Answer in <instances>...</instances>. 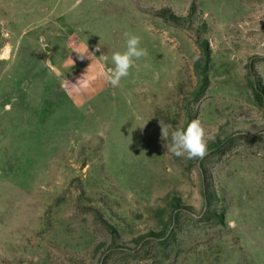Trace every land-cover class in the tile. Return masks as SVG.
Segmentation results:
<instances>
[{"label": "rangeland", "instance_id": "374dc122", "mask_svg": "<svg viewBox=\"0 0 264 264\" xmlns=\"http://www.w3.org/2000/svg\"><path fill=\"white\" fill-rule=\"evenodd\" d=\"M0 264H264V0H0Z\"/></svg>", "mask_w": 264, "mask_h": 264}, {"label": "clouds", "instance_id": "9594fccd", "mask_svg": "<svg viewBox=\"0 0 264 264\" xmlns=\"http://www.w3.org/2000/svg\"><path fill=\"white\" fill-rule=\"evenodd\" d=\"M126 47L124 51H116L111 56L113 67H107L101 64L98 70L91 74L86 84L92 83L98 78H103L112 88L120 86L122 79L130 75V71L136 60L147 56V49L141 47V38L133 33L125 32ZM95 51H100L97 46ZM80 59L96 57L94 52H89L88 46L83 49H75ZM107 61V55L101 54L99 57ZM70 61L74 62L70 56ZM92 60V59H91ZM93 61L87 72L90 71ZM72 84V83H71ZM74 86L77 85L73 84ZM161 138L168 141L171 137V144H166L167 152H171L176 157L186 156L188 159H203L207 155V140L204 127L198 119L188 123L186 128H173L171 124L163 125L160 123ZM234 223H230L229 227H234Z\"/></svg>", "mask_w": 264, "mask_h": 264}, {"label": "trees", "instance_id": "16d2710c", "mask_svg": "<svg viewBox=\"0 0 264 264\" xmlns=\"http://www.w3.org/2000/svg\"><path fill=\"white\" fill-rule=\"evenodd\" d=\"M162 15V17H164L165 18V16H163V14H161Z\"/></svg>", "mask_w": 264, "mask_h": 264}, {"label": "water", "instance_id": "95a60500", "mask_svg": "<svg viewBox=\"0 0 264 264\" xmlns=\"http://www.w3.org/2000/svg\"><path fill=\"white\" fill-rule=\"evenodd\" d=\"M48 49H50V47L48 46Z\"/></svg>", "mask_w": 264, "mask_h": 264}]
</instances>
